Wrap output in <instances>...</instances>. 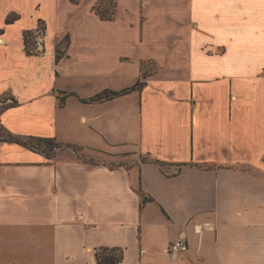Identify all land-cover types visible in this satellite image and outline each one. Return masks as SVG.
Returning a JSON list of instances; mask_svg holds the SVG:
<instances>
[{
  "label": "crops",
  "instance_id": "crops-1",
  "mask_svg": "<svg viewBox=\"0 0 264 264\" xmlns=\"http://www.w3.org/2000/svg\"><path fill=\"white\" fill-rule=\"evenodd\" d=\"M99 1L81 14V0H0V264H98L99 248L123 249V264H264V0H116L112 20ZM87 20L110 34L102 50L87 46ZM80 34L88 74L113 77L102 89L125 97L67 85L83 65ZM71 106L102 144L59 141L56 111ZM10 138L85 146L98 164ZM181 237L189 250L172 261Z\"/></svg>",
  "mask_w": 264,
  "mask_h": 264
},
{
  "label": "rangeland",
  "instance_id": "rangeland-1",
  "mask_svg": "<svg viewBox=\"0 0 264 264\" xmlns=\"http://www.w3.org/2000/svg\"><path fill=\"white\" fill-rule=\"evenodd\" d=\"M77 1V0H75ZM91 1L93 0H81L80 3V7H79V12L81 14H83L85 12L86 7L91 3ZM115 3L116 0H100L98 2V4L96 5V10L99 11L100 14L104 15L105 17H108L110 15H112L113 13H115ZM132 3V0H131ZM78 12V13H79ZM77 18V16L75 17ZM81 19H83L80 16L79 21H81ZM70 21V20H69ZM88 22L87 26H86V31L87 32L90 28V26H93V32L91 33L90 37H91V41L88 42V37L83 36L82 34L79 35L80 37V44H76L73 47V50H75L76 52H79V54L83 57L84 61H83V65H79L77 66L78 70H77V74H72V78H65L67 85H75L79 88V92L83 93V95H87L89 93H92L91 91H93L94 93L97 92L99 95H101L100 98H111V94L112 93H121V92H111L108 90H104L102 88L108 87L110 90H113L117 85L115 79L113 77H108V76H93V75H89L88 73H92L94 71V64L93 62H88L87 61V55L84 54L81 49L85 48L87 44V46L89 47V49L95 50V49H103V46L99 43V38H105V37H109L110 34L109 32H107L106 30H104V28L100 31L98 28H96L93 24H91L89 20L85 21ZM74 24L73 22H71L69 25ZM90 32H91V28H90ZM45 31L39 27V29H37V31H35V33L29 34V40L28 42L30 43L29 47L32 51L37 52V51H41L43 49H41L44 45V41H45ZM85 34V33H84ZM95 38V41H93ZM68 42V37L63 36V44L61 45V49L59 50L61 53V56L64 55V52L62 51L63 48L66 47ZM96 45V46H95ZM106 53V52H105ZM106 55L108 56V54L106 53ZM123 61H126L125 58H123ZM148 66V67H147ZM145 73L149 76L152 68L149 65H145ZM97 66H95V70H97ZM121 82V83H120ZM131 80L129 78H123V79H119L118 84L119 86L124 85L126 83H130ZM118 86V85H117ZM91 88L93 90H91ZM91 90V91H90ZM125 97V94H123ZM110 96V97H109ZM118 96H122V95H117L114 97H118ZM113 97V98H114ZM94 102V101H93ZM84 103H89L87 100L84 101ZM7 105H3L0 106V116L1 113L4 111L5 108H7ZM97 108V107H95ZM103 109L105 108V106L102 107ZM98 111V110H97ZM96 111V112H97ZM101 114H103V110ZM78 112V115L80 114V112H82V110L80 109V107L78 108H74L73 106H71L69 109L66 110L65 113H63L62 111H56V121L58 123V126L56 128V132L59 136V138L61 140L59 141H67L68 139H72L73 141H80L83 143H87V144H93V145H99L102 144V138L103 136L100 134L101 132L97 129L94 128V131L92 129H89L86 127V129H84V127H82L79 123H78V115L74 114ZM27 111H23L22 114L15 116L16 119L20 120L22 123H24L22 121V119L26 116ZM89 114H92L91 111H88ZM105 115V114H103ZM10 118L11 116L14 115L10 114L9 115ZM45 116V115H44ZM15 120V119H12ZM42 121L36 120L33 121L32 127H34L36 130L38 129H44V131H47V133H52L50 130V126L46 125L44 123V120L41 119ZM102 120H105V117L102 116ZM64 123H69L67 125V127L64 125ZM71 123V124H70ZM27 125V124H25ZM28 126V125H27ZM3 131V129L0 126V132ZM2 133V132H1ZM3 135V133H2ZM52 137V136H49ZM53 138V137H52ZM58 141V142H59ZM28 146H31L32 148L36 149L37 151L41 152V153H49L51 152L52 154H56V152L61 150H65V149H70V151L74 152L73 148H69L67 146H64L61 144L60 148H53L50 146H46L43 142H39L38 138H33L31 140H29L26 143ZM71 146H76V145H71ZM85 147V146H83ZM94 147V146H93ZM121 150H123L124 152H126V150H128V146H124L121 147ZM99 151V150H98ZM89 152H91L89 150ZM82 154H80L81 156ZM78 156V154H77ZM78 156V157H80ZM109 160V164L110 165H116L117 163H119L118 161H113L112 159H108ZM105 163H107V160H104ZM107 161V162H106ZM123 163V162H120Z\"/></svg>",
  "mask_w": 264,
  "mask_h": 264
},
{
  "label": "trees",
  "instance_id": "trees-1",
  "mask_svg": "<svg viewBox=\"0 0 264 264\" xmlns=\"http://www.w3.org/2000/svg\"><path fill=\"white\" fill-rule=\"evenodd\" d=\"M96 13L103 20H112L114 18V15H115V13H113L112 15H110L108 17H105L104 15L100 14L99 11H97V10H96ZM11 21H9L8 23H10ZM147 78H148V75L145 73L143 75V79L145 80ZM144 86H145V82H138L137 83V89H142ZM127 92H129V90H125V91H123L121 93H112L110 96L112 98L114 96L125 94ZM0 139H1V141H6L3 138V135H2L1 132H0ZM38 140H39V142H43L46 146H50V147H53V148H60V146H61L60 143H58L55 139H52V138H46V139L38 138ZM8 141L17 143V144H19V145H21L23 147H27L26 143H24V142H22V141H20L18 139H15V138H10ZM67 147L73 148L74 152L76 154H78V156H80V154H82L79 158L83 162H85L87 164H92V165H97L98 164L97 161H95L92 158L87 157L84 154V148L83 147L71 146V145H68ZM45 155L47 156V158L49 160H53L55 158V154H52L51 152H49V153L45 152ZM157 163H159V162H157ZM140 191H141V194H142V197H143L142 205H145L146 203H148L150 201H153L151 198H149L147 195H145L141 189H140ZM95 255H96V259H97V263L98 264H123V262H124V251L121 248H99V249H96Z\"/></svg>",
  "mask_w": 264,
  "mask_h": 264
},
{
  "label": "built area",
  "instance_id": "built-area-1",
  "mask_svg": "<svg viewBox=\"0 0 264 264\" xmlns=\"http://www.w3.org/2000/svg\"><path fill=\"white\" fill-rule=\"evenodd\" d=\"M189 250V245L185 238L181 237L175 241H173L168 249L167 253L172 261L178 260L181 255L187 253Z\"/></svg>",
  "mask_w": 264,
  "mask_h": 264
}]
</instances>
